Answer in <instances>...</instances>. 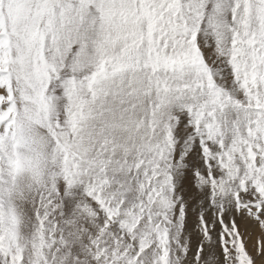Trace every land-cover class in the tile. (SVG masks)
<instances>
[{
  "label": "snow or ice",
  "instance_id": "snow-or-ice-1",
  "mask_svg": "<svg viewBox=\"0 0 264 264\" xmlns=\"http://www.w3.org/2000/svg\"><path fill=\"white\" fill-rule=\"evenodd\" d=\"M0 264H264V0H0Z\"/></svg>",
  "mask_w": 264,
  "mask_h": 264
}]
</instances>
